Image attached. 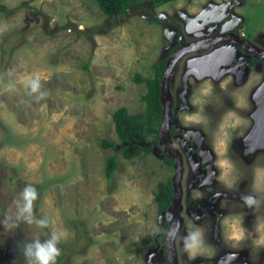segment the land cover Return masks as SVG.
<instances>
[{"label":"rangeland","instance_id":"rangeland-1","mask_svg":"<svg viewBox=\"0 0 264 264\" xmlns=\"http://www.w3.org/2000/svg\"><path fill=\"white\" fill-rule=\"evenodd\" d=\"M259 1L251 11L254 18H249L245 27L254 38L258 37L256 31L264 34V0ZM221 3L176 0L154 6L141 2L129 10L137 6L143 10L113 22L93 0H0V219L15 212L19 194L31 185L38 192L33 213L49 221L45 229L21 224L12 232L0 225V264H25L24 244L36 236L46 239L53 231L65 234L58 245L61 254L56 264H160L164 260L159 256L157 239L166 231L155 195L159 185L175 175V168L161 155L160 147L126 159L112 116L122 107L132 115L145 113V81L155 76L154 65L172 55L178 35L176 25L166 19L177 22L191 39L197 37L191 27H204L206 23L199 18ZM221 14L230 15L229 11ZM208 54L185 61L217 57L216 52ZM220 54L234 56L225 50ZM202 64L203 78L188 73L183 76L180 69L184 64L179 67V76L175 75L174 95L176 102L181 101L175 112L181 125L192 112L177 94L183 85L194 100L201 94L197 104L203 109L195 107L200 113L211 109L219 98L228 101L231 83L240 80L234 78V69ZM138 76L145 81L138 82ZM247 77L250 79L239 91L242 114L250 115L253 110L251 121L236 125L239 117L233 116L231 129L243 128L242 140H251L253 145L255 139V147L264 149V78L257 71ZM225 78L229 83L219 88ZM31 80L39 81L38 92L31 91ZM249 103L252 107L247 106ZM211 135V139L216 136L225 189L236 190L237 168L254 166L256 186L251 195L260 201L254 209L258 219L264 220V152L259 162L247 155L244 158L249 163H242L232 157L241 150L232 145L229 131L221 127ZM104 139L120 146L118 168L112 178L106 176V166L115 152L102 147ZM199 166L194 160L186 166L188 185L198 181L192 175H198ZM252 177L246 179L251 181ZM198 193L204 197L212 191ZM225 202V207L232 206ZM243 214L246 220L247 213ZM239 218L227 221V239L248 253L252 248V255L264 252V223L248 231L239 227L244 224ZM194 224L190 223L187 230ZM204 226L210 238V226ZM208 248L200 256L213 252ZM178 250L184 264L185 259L191 260L180 240Z\"/></svg>","mask_w":264,"mask_h":264},{"label":"flooded vegetation","instance_id":"flooded-vegetation-1","mask_svg":"<svg viewBox=\"0 0 264 264\" xmlns=\"http://www.w3.org/2000/svg\"><path fill=\"white\" fill-rule=\"evenodd\" d=\"M258 2L260 1L222 0V5L216 7L217 9H210L206 13V15H203L199 18L200 20H203L204 23H206L204 27L199 26L201 27L199 28L196 25H192L193 27H191V31L194 36L197 37H191V39H188L185 36V34L182 32V27L178 25L177 22L166 19V21H170L171 23L176 25L175 27L178 30V35L177 33L175 35L176 42L172 46V55L164 60L165 66L168 60L176 52L181 50L188 51L183 54L182 57L178 60L170 78V91L172 95V120L170 126V136L172 145L176 147V149H178L184 166L182 174L183 209L181 211V216L184 220V226L179 234L183 235L187 231V226L190 223L200 225L204 228V230H206V226L204 225L208 224L212 232L210 234V238H206L208 244L210 245L209 247L212 248L213 252H208L207 256H200L195 258L194 260L185 259L184 261L186 264H264V252H258L256 255H252L254 253V250L252 248H250V253H248L247 250L242 248L240 249L239 246L235 247L234 244L231 243L232 240L230 238L227 239L225 231L227 230V221L235 217L243 218L244 224L242 223V225L239 227L245 229L247 228L248 231H252V229L256 227H262L261 224L264 223V220L258 219L260 215L257 213V209H254L256 205L253 207H248L242 204V202H244L242 200V197L253 194V188L256 186V184L254 185V178L252 177L254 172V166H250V164H247V162L249 163V161H247L244 156L248 155L250 159H252L254 162H259L260 155L261 153L263 155L264 149L262 148V146H259V148L255 147V139H252L253 145L250 142L251 140L248 142H244L240 134V130H242L243 128L241 129L238 126L237 130L234 128V130L231 129L233 116L236 118L239 117V119L237 118L236 125L244 126L242 123H247V121H251L250 116L252 115L251 113L253 110H251L250 115H247V113L245 112L244 114H242L244 110V108H242L240 100L242 98V92L239 91L244 85H246V81L250 79L249 77H247L248 74L252 71H257L261 72L262 77L260 78H264V59H259L255 57L251 53V51L249 52L246 49L247 43H251L264 51V34L257 33L256 31L254 35L258 37L254 38L253 35L249 36V32L245 29V27L249 25V18H254L252 16L251 11L255 7H257ZM228 11L230 13L228 18L221 14L228 13ZM157 21L161 20L159 19ZM207 40L212 41L209 45L200 46L195 51H190V49L188 48L191 43L198 41L207 42ZM221 50H225L228 53L233 52V58H229L227 56H218L221 55ZM215 52L217 53V57H212V59H203L202 57L200 58V60L202 61H197L196 59H192L189 62L185 61V58H193V56L197 54L203 55V53H209L211 55ZM202 63H204V65L207 64L210 67L221 66V68L234 69V71L237 73L234 78L240 80L235 85L231 83V89L228 93L230 94V97L227 99L228 101H226V99L219 98L221 99V102L219 101L216 105L214 104L211 109L205 108L204 112L200 113H197L195 111V107L203 109L197 104V101L201 100L199 99L201 94L198 96L197 99L194 100L192 98L193 93H188L187 89L183 88L185 85H183V87L181 88L182 90L179 89V92L177 94H179V97L182 98V103L188 105L187 109L190 111L192 110V112L189 115H186L187 118L184 122L186 124L183 123L181 125L176 119L175 112L176 109H178L177 107L179 103L181 102H176L177 98L174 95L175 92L173 90V81L175 75L177 73V75L179 76L180 70H182L183 76H187L188 74H190V76L196 79H200V77L203 78V70L201 69L203 65ZM182 64L184 65L182 66ZM179 67H181L180 70ZM192 67L194 68L192 69ZM197 67L200 69H198ZM227 79L228 78H225L224 80L220 81L219 88H224L222 84L229 83V80ZM249 92L252 93V91ZM247 106L252 107L250 103ZM196 118L200 119L197 120ZM188 124L191 125L187 126ZM204 124H207V126L205 127ZM221 127L222 130L229 131L231 133V140L233 142L232 145L241 150L238 152V154L232 157H234L238 161H241L242 163L245 162L247 164L242 169L239 167L237 168V170H235V183L238 185L235 191L231 190L229 187H226L225 189L223 181H221L222 174L221 169L219 167V160L221 159V157L215 149L217 147L216 136L213 135V139H211V132L214 131V133H218V130ZM198 131H202L203 134H200ZM157 147H160L161 149V146L159 144V132L158 145L154 146L153 150ZM253 147L255 148L252 149ZM161 153L165 160H169L168 162L173 163V166L175 168L174 159L170 155L165 154L162 149ZM229 156L230 155L228 154V157ZM193 160L197 161L200 164V171L198 175L194 174L192 175V177H198L199 179H197V182L193 180L192 184L188 185L187 181L185 182L186 179H184L187 176L186 166L190 162H193ZM232 160L234 159L232 158ZM250 176L253 178L251 181L246 179ZM173 177L171 178L172 185ZM208 190L212 191V193H209L204 197L198 193ZM193 191L196 193V195ZM252 196L256 197L255 195ZM225 200L227 202H230L232 206L225 207L224 205H222L226 203ZM231 208H233L234 211ZM228 211H231L230 213L232 214L227 215L229 213ZM165 212H161V217ZM243 212L247 213L248 217L246 218V220ZM166 224L168 223L166 220H164L162 221L161 226L167 233L169 225L167 229H165ZM166 233L162 235V241L159 240V238L161 239L162 237H158L157 239V246L158 248H160L159 256H162V258L164 259L160 264H168L165 247ZM208 239H210V241ZM179 240L180 239H176L179 263L184 264L183 261L180 260V251L178 250ZM255 259H259L260 261H256Z\"/></svg>","mask_w":264,"mask_h":264},{"label":"trees","instance_id":"trees-1","mask_svg":"<svg viewBox=\"0 0 264 264\" xmlns=\"http://www.w3.org/2000/svg\"><path fill=\"white\" fill-rule=\"evenodd\" d=\"M98 5L101 12L110 17L115 22L120 17H125L130 12L143 10V7H136L129 10L130 7L141 4V2H150L154 6H162L176 0H93ZM7 15L11 12L2 9ZM155 76L145 81L138 76L137 81H145L147 92L143 96L145 102V113L143 115H132L125 107L114 112L112 118L115 124L116 133L124 147V157L128 160L140 155H146L153 152L154 146L158 145V132L163 120V110L160 102V79L165 69V61L154 65ZM102 147L106 150H113L115 153L107 160L106 176L112 178L118 168L117 151L118 146L113 141L104 139ZM155 201L158 204L159 212L167 211L173 198V185L171 179L159 185L158 193L155 195ZM166 224L165 229H167ZM163 237L159 240L162 241Z\"/></svg>","mask_w":264,"mask_h":264},{"label":"clouds","instance_id":"clouds-1","mask_svg":"<svg viewBox=\"0 0 264 264\" xmlns=\"http://www.w3.org/2000/svg\"><path fill=\"white\" fill-rule=\"evenodd\" d=\"M30 88L33 93L38 92L40 88L39 81L31 80ZM37 198V189L31 185H26L19 194V199L15 201V212L0 219V225L3 226L4 230L12 232L21 224L28 226L35 224L41 229L47 228L49 226L48 219L45 217L38 218L33 213V202ZM242 200L248 207H253L260 203L252 195L244 196ZM239 219L242 223V217ZM169 224L170 227L165 236L166 240L173 242L176 239H180L182 250L190 259L194 260L199 257L210 246L206 238V232L200 225L194 224L191 229L180 235L176 222L171 219V214H169ZM64 235L63 232L53 231L46 239H40L38 236L29 239L22 249L25 264H56L57 257L61 254V249L58 245Z\"/></svg>","mask_w":264,"mask_h":264},{"label":"water","instance_id":"water-1","mask_svg":"<svg viewBox=\"0 0 264 264\" xmlns=\"http://www.w3.org/2000/svg\"><path fill=\"white\" fill-rule=\"evenodd\" d=\"M212 40L207 42L198 41L191 43L188 48L190 51L197 50L200 46L209 45ZM249 52L259 58L264 59V51L251 43H247V48ZM188 50V49H186ZM188 51L181 50L176 52L167 62L165 69L161 75L160 79V102L161 107L163 110V120L162 124L159 128V144L161 146L162 151L165 154L170 155L175 161V176L173 177V191L174 196L172 199V203L162 215L163 221L166 220L169 227V214H171V219L176 222L178 227V232L180 233L184 226V220L181 216V211L183 209L182 206V174H183V162L178 152V149L172 145L171 136H170V126L172 120V111H171V102H172V95L170 91V78L172 76L173 70L178 62V60ZM166 236V235H165ZM165 247H166V254H167V261L168 264H180L179 263V256L177 252V245L176 240L170 242L165 238Z\"/></svg>","mask_w":264,"mask_h":264}]
</instances>
